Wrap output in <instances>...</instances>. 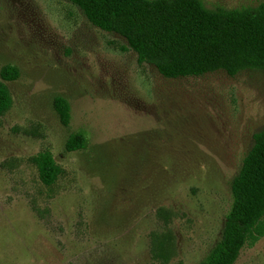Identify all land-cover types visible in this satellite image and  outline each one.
Masks as SVG:
<instances>
[{
  "label": "rangeland",
  "instance_id": "rangeland-1",
  "mask_svg": "<svg viewBox=\"0 0 264 264\" xmlns=\"http://www.w3.org/2000/svg\"><path fill=\"white\" fill-rule=\"evenodd\" d=\"M208 9L264 0H200ZM0 264H197L264 129V71L165 79L67 0H0ZM70 106L63 127L52 109ZM83 132L84 150L66 152ZM61 174L44 186L32 158ZM235 264H264V236Z\"/></svg>",
  "mask_w": 264,
  "mask_h": 264
},
{
  "label": "trees",
  "instance_id": "trees-1",
  "mask_svg": "<svg viewBox=\"0 0 264 264\" xmlns=\"http://www.w3.org/2000/svg\"><path fill=\"white\" fill-rule=\"evenodd\" d=\"M95 28L121 37L139 64L153 67L165 79L197 78L222 71L235 77L243 71H264V2L255 7L206 8L200 0H67ZM19 77L16 67L0 68V79ZM11 106L0 83V115ZM52 109L61 126L71 113L66 99L56 96ZM230 182L231 205L219 239L197 264H235L241 250L264 236V129ZM83 132L71 134L66 152L84 150ZM40 182L53 186L61 174L48 152L32 158Z\"/></svg>",
  "mask_w": 264,
  "mask_h": 264
}]
</instances>
